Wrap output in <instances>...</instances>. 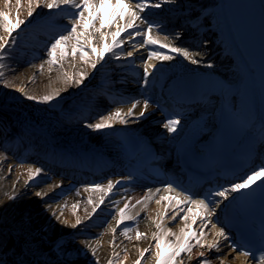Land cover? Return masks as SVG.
Returning <instances> with one entry per match:
<instances>
[{
	"label": "bare ground",
	"instance_id": "obj_1",
	"mask_svg": "<svg viewBox=\"0 0 264 264\" xmlns=\"http://www.w3.org/2000/svg\"><path fill=\"white\" fill-rule=\"evenodd\" d=\"M124 2L129 8L124 9V14L117 17L110 26L109 14H115L112 4L105 5L102 10L106 34L115 32L117 24L123 25L127 21V11L133 9L134 4L132 0H124ZM112 3H115V0H112ZM163 5L161 8L168 12L190 8L203 13L205 21L214 27L212 37L216 46L193 47L194 51L191 55L205 62H211L214 67L208 68L203 64L193 65L182 57L163 63L149 60L148 63H159L160 72L165 73L168 78H175L186 72L212 74L226 87L227 94H231L232 98L241 99L243 85L242 70L240 71L239 65H243V71L246 67L240 50L234 48L229 41L230 27L227 26L224 30L220 24L222 21H230L224 1L166 0ZM28 7V0H21L19 8L15 0H9L7 5L5 0H0V11L9 13L10 21L15 22L17 18L29 21L27 25L21 26L22 30L14 33L17 36L15 46L4 53L3 59H0V74H2L0 75V260L3 264H33L34 251L51 249L53 242L59 240L65 244L66 250H81L77 256L73 255L76 251L72 252V264H136L137 260H140L141 264H156L153 233L163 236V233L171 229L179 235L180 230L187 224L191 225L190 231L198 235L202 227L199 219L206 216V212L196 205L182 206L178 217L173 221L172 217L178 211L175 208V200H160V197L174 196L182 199V193L176 189L169 191L141 187L128 174L125 176L129 161L126 155L122 154L114 137L117 132L135 133L142 140L156 143L159 148L163 146L166 153L179 150L194 138L192 132L195 128H198L197 136L204 137L210 134L216 120L217 103L216 101L204 103L193 113L181 118V126L173 134H169L163 128L162 120L150 106L147 110L148 115L136 123L127 126L117 123L113 129L99 132L86 128L84 126L86 121L96 123L99 122L101 115H108L117 109L126 113L131 107V105L120 107L114 104L115 102L110 103V107L104 106L103 87L107 91H117L118 84L115 81L121 78L117 69L126 68L127 65L132 66L127 67L129 71L127 77L124 76L126 81L124 80L125 84L122 85L140 80L144 68L141 62L147 56L145 48L129 43L127 34H124L123 57L116 60L108 56L93 70L89 61L95 60V55L88 54L82 61L79 53L72 55V44L68 43L66 58L57 65L49 66L46 62L48 59L46 51L41 50L45 42L48 43L46 35L55 30L52 29L55 26H71V18L76 10L68 6L51 11L41 7L36 10L33 17L29 18ZM137 23L140 24L141 29L145 27L139 21ZM181 23L180 19L175 18V22L169 20L165 27L172 28ZM99 26V21H96L95 27ZM156 29L149 33L152 38ZM46 32L48 33L45 34ZM176 32L173 30L169 33L170 39L166 40L164 36L159 38V41L179 45L181 39L179 41L175 39ZM4 35L6 33L0 28V36ZM91 38L92 46L97 48L104 43L112 42L110 35H107L106 40L101 41L100 34L94 29ZM196 50L201 53L200 56H196ZM128 51L134 53V57L130 60L126 58ZM138 51L142 54L139 55ZM136 59L137 62L134 63ZM80 73H83L86 79L77 86L75 79L79 78ZM69 77L72 78L71 81ZM240 79L241 81L236 85V81ZM20 89H23V92L19 91ZM57 93H60L58 97ZM29 95L34 96L36 101H43L46 95L57 98L51 103H44L27 100L25 97ZM254 98H257L256 93ZM142 108L141 101L135 110L137 115ZM252 111L255 117L254 124H257L259 120H257L256 104ZM19 142H24V145H20ZM101 163L107 168L102 172ZM60 165L70 168L62 170ZM38 167L44 170L43 173L33 183L26 184L30 170L31 173H35ZM93 167L97 168L99 174L103 173L105 176L113 174L115 178L109 180L114 184L119 180L124 181L105 198L103 203H100V198L104 196L109 180L107 177L106 179L102 177L101 184H95L101 186L97 190L92 180L86 178L84 169H81L86 168L91 173ZM75 177L79 178L76 184ZM127 177L130 179H125ZM58 185L62 186L58 187ZM37 191L41 192L42 198L35 195ZM89 200L92 203H89ZM157 200H160L159 204L156 203ZM97 203H100V207L89 218V213H92ZM126 203L129 207L125 215L132 216L133 219L118 227L119 209L124 208ZM184 215L188 216L187 221L179 218ZM77 219L82 221L81 225L72 228L71 225ZM194 219L195 223H193ZM65 221L67 224L64 223ZM215 222H217L216 215ZM157 224L161 225L159 229L156 227ZM218 225L220 226L219 223ZM125 227L130 228L128 233L123 232ZM137 232L142 234L139 239ZM88 236L92 239L86 240L85 237ZM167 239L174 240L175 237L168 236ZM216 239L221 241L222 247L212 250V264H221L219 259H215L221 255H223V264H262V262L252 263L247 258L230 251L229 242L224 241L223 237L218 238L216 229H213L209 223L202 242L208 243ZM144 249L149 251L145 253L144 258H141L140 252ZM200 251H205L207 254V249H201L199 246H196L191 254H182L183 264H198ZM42 259L47 260L49 264H66L55 252L44 251Z\"/></svg>",
	"mask_w": 264,
	"mask_h": 264
},
{
	"label": "snow or ice",
	"instance_id": "obj_2",
	"mask_svg": "<svg viewBox=\"0 0 264 264\" xmlns=\"http://www.w3.org/2000/svg\"><path fill=\"white\" fill-rule=\"evenodd\" d=\"M9 0H5L7 5ZM17 8L21 3V0H15ZM166 0H132L134 8L127 11V21L123 24H117L116 31L105 33V20L102 15V10L105 5L112 4L114 15L109 14L108 24L109 26L115 22L116 18L124 14V9L129 8V5L125 4L124 0H115V3H112V0H28V17L31 18L34 16V13L37 9L45 7L47 10L51 11L53 9H60L62 6H68L71 9L76 10L71 18V26L67 30V34H61L56 36L52 42L48 45L46 49V56L48 57L47 63L49 66L57 65L59 61H62L68 55V42L74 41L71 45V53L75 56L77 53L80 55V59L85 60V56L88 54H94L96 59L90 60V64L93 70L97 68V65L107 59L108 56H112L116 60H120L123 57V46L125 44L124 34H127L129 38V43H133L135 46V38L142 37L141 47L148 48L151 47V50L148 51L147 56L142 60L144 64L143 68V80L141 87L146 89L151 77L155 75L157 71H160V64H150L149 60H155L160 63L173 61L177 57H182L184 60L189 61L193 65H201L208 68L214 67L211 62H205L202 59L194 58L191 53L194 51L188 49L182 45H172L169 43H161L157 39H153L149 34L154 28H159V24L148 19L144 15L148 9H160ZM96 21H99L100 26L95 27ZM139 21L145 27L140 28ZM29 21L26 19L17 18L15 22L9 20V13L0 11V28L3 29V32L6 33L4 36H0V59L4 58V53L9 49L13 48L16 44L17 36L14 33H17L18 30H22V25H27ZM100 34L101 41L106 40L107 35L111 36V43H104L101 47L97 48L92 46V30ZM182 32L177 31L175 33V39L179 41L182 39ZM83 38V40H82ZM171 36L165 33V39H170ZM207 46V41L203 42ZM117 50H120L119 52ZM133 52L129 51L126 54V58L133 57ZM201 53L196 50V56H200ZM2 75V74H0ZM69 81L72 80L71 77L68 78ZM86 79V76L83 73L79 74V78L75 79V84L80 86L83 81ZM19 91L23 92V89ZM60 93H57V97ZM143 96V108L136 114V109L140 105L141 101L136 100L131 104V107L128 108L126 113H122L121 110L117 109L114 112H110L108 115H101L99 117V122L90 123L85 122V127L93 131H103L106 129H113L117 123L120 125H129L131 123H136L144 119L148 115V108L153 103V101L148 96H144V93H141ZM57 97L52 95H46L43 97V101H36L34 96H26L25 98L29 101L51 103ZM159 105H157V108ZM181 118L178 114H172L170 117L166 118L163 122V128L167 130L169 134L176 133L181 126ZM43 169L36 168L35 173L29 175V180L26 181V184L33 183L42 173ZM125 179H130L127 177ZM123 180L116 181L115 184L109 180L107 188L104 190V196L100 198V203H103L105 198L109 196L121 183ZM264 185V164H260L257 168L253 169L250 174H247L246 177L241 178L239 182L230 183L227 187H217L208 193L203 195V198L197 200L194 199L192 194L187 192L185 189H180L184 193L183 198L179 199L174 196H161L160 200L172 201L175 200V208L178 210L174 213L172 220L174 221L178 215L179 210L182 209V206L187 205H196L198 208L206 212V216L200 217L199 222L202 227L199 229V234L191 232V225H185V228L180 230V234L172 232L169 229L168 232L163 233V236L153 233V240L155 241L156 248V264H183L182 254H191L196 246H199L201 249H207V254L205 251H200L198 254V264H212L213 257L211 256L212 250L220 249L222 247L221 241L216 239L212 242L203 243L202 238L205 236V229L208 224H211L213 229H216V236L223 237L224 241L229 242V250L235 251L237 248H241V245L230 242L231 238L226 232L223 226H219L215 222V215L217 212V207L220 205L221 201H226L230 198L232 193H244L252 191L254 187H260ZM62 185H58L60 187ZM94 187L99 190L100 185H94ZM167 189L169 191L174 190L171 184H168ZM150 191V190H149ZM159 191V189H157ZM35 195L38 198H42L41 192L37 191ZM179 195V193H178ZM220 198L217 200L216 198ZM160 200H157L156 203L159 204ZM89 203H92L89 200ZM100 203H97L93 208L92 213H89V218L95 214L97 208L100 207ZM140 203V201H137ZM216 205V207H213ZM75 207V205L73 206ZM129 204H125L124 208L119 209V220L117 221V226L126 221L132 220V216H126L125 212L128 209ZM189 211L191 209L189 208ZM180 219L185 221L188 220V216H180ZM59 219V217H57ZM195 219L193 223H195ZM67 224V222H64ZM82 221L77 219L74 224L71 225L72 228H78L81 225ZM156 227L159 229L160 224H157ZM115 231V230H114ZM130 228L125 227L123 229L124 233H128ZM137 238L139 239L142 234L140 232L136 233ZM168 236H174V240H168ZM166 249L167 251H164ZM44 251L55 252L57 257L65 261L66 264H72L73 256L72 252L76 251L79 255L80 249L76 250H66L65 244L61 243L59 240L53 242V247L51 249L36 250L33 252L34 260L33 264H49L47 260L42 259ZM149 249H144L140 252V257L144 258L145 253ZM260 252L261 255L259 260L264 264V230H262L260 238ZM241 254L245 257L253 256L254 254L246 247L242 249ZM219 259L221 264H223V255L215 257ZM136 264H141L140 260L136 261Z\"/></svg>",
	"mask_w": 264,
	"mask_h": 264
},
{
	"label": "rangeland",
	"instance_id": "obj_3",
	"mask_svg": "<svg viewBox=\"0 0 264 264\" xmlns=\"http://www.w3.org/2000/svg\"><path fill=\"white\" fill-rule=\"evenodd\" d=\"M65 35H66V34H65ZM57 36H58V35H57ZM55 37H56V36H55V35H53V36L51 37V38H52V40H53ZM72 42H73V41H71V40H70L68 43H71V44H72ZM48 45H49V44H48ZM48 45H47V46L44 48V52L46 51V49H47ZM137 47H138V46H137ZM41 50H42V49H41ZM128 52H129V51H128ZM117 70H118V72H117V73H120V74H122V73H123V71H122L121 69H117ZM120 74H119V75H120ZM85 239H86V240H91L92 238H91L90 236H88V237H85ZM80 253H81V251L79 252V254H80ZM73 255H74V256H77V253H76V252H74V253H73Z\"/></svg>",
	"mask_w": 264,
	"mask_h": 264
}]
</instances>
